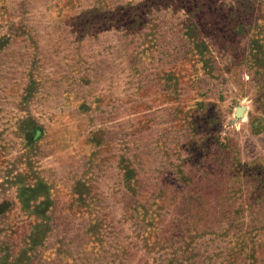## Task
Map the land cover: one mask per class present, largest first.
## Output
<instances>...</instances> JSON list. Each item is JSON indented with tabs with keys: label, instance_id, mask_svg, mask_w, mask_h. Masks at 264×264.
I'll use <instances>...</instances> for the list:
<instances>
[{
	"label": "rangeland",
	"instance_id": "rangeland-1",
	"mask_svg": "<svg viewBox=\"0 0 264 264\" xmlns=\"http://www.w3.org/2000/svg\"><path fill=\"white\" fill-rule=\"evenodd\" d=\"M0 264H264V0H0Z\"/></svg>",
	"mask_w": 264,
	"mask_h": 264
}]
</instances>
